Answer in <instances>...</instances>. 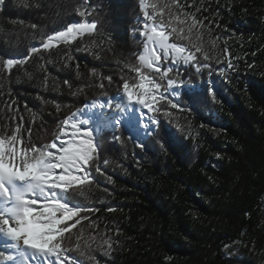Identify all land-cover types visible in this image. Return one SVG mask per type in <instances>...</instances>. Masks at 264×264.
<instances>
[{"label": "trees", "instance_id": "1", "mask_svg": "<svg viewBox=\"0 0 264 264\" xmlns=\"http://www.w3.org/2000/svg\"><path fill=\"white\" fill-rule=\"evenodd\" d=\"M88 3L95 9L87 19L97 22L96 34L70 49L61 45L51 55L42 53V61L28 56L29 47L40 45L42 33L81 22L76 12L81 0H0V61L27 60L11 72L0 71V130L14 128L22 116V134L27 138L31 129L39 146L51 142L57 124L77 108L117 96L122 70L128 75L123 65L134 62L142 48L139 0ZM180 3L211 29L210 34L204 29L203 37L211 59L197 53L210 67L199 75L192 67L180 68V107L171 110V118L160 115L157 132L137 141L121 128V140L109 132L101 142L99 166L105 175L93 167L96 184L87 199L77 198L94 209L81 214L89 218L82 221L85 235L113 240L109 255L94 251L99 264H264V0ZM91 41L99 45L93 50L99 58L84 48ZM65 52L72 56L68 67L61 60ZM41 63L46 71L38 68ZM93 68L111 76L112 83L105 79L103 89L93 86L101 82L90 76ZM78 88L83 91L72 95ZM27 109L36 114L34 123ZM69 256L93 264L77 252Z\"/></svg>", "mask_w": 264, "mask_h": 264}, {"label": "snow or ice", "instance_id": "2", "mask_svg": "<svg viewBox=\"0 0 264 264\" xmlns=\"http://www.w3.org/2000/svg\"><path fill=\"white\" fill-rule=\"evenodd\" d=\"M21 3L24 4V0ZM187 7L191 8L193 4ZM139 9L142 19L138 18L137 22L142 24L139 31L143 38L140 41L142 48L134 53V62L123 65L128 75L122 70L120 78L123 83L116 97L106 101L97 97L77 108L57 124L52 141L39 146L31 139V129H28L27 138L22 134V116L21 123L14 128L5 125L0 130V264H84L83 260L70 257L71 252L99 264L94 251L98 249L106 256L112 251L113 240L106 234L100 235L99 242L97 235H85L82 221L89 218L81 214L94 209L77 200L87 199L96 184L93 167L97 174L105 175L99 166L101 142L109 132L113 140H121L117 135L121 128L129 133V138L135 137L137 141L141 136L157 132L160 115L171 118V110L180 107L177 89L184 84L180 79V68L192 67L199 75L210 65L201 63L197 53L204 61L211 59L203 40L204 29L207 28L209 34L211 29L197 19L195 12L186 11L180 0H139ZM94 11L88 0H81L76 12L82 21L73 22L47 36L42 33L40 45L30 46L28 56H39L44 61L42 53L51 55L61 45L70 49L74 42H83L85 36L95 35L97 22L87 19ZM199 11L197 7L196 12ZM30 27L35 29L37 26ZM218 39H211L213 48ZM98 47L96 41L84 44V48L96 58L99 55L93 50ZM61 60L68 67L71 53L65 52ZM26 62L20 58L2 60L0 71L11 72L14 66H23ZM49 62L52 61H45ZM217 62L222 61L217 58ZM227 66L233 67L231 60ZM38 68L46 71L43 63ZM223 71L225 69L221 68ZM25 75L31 79L30 74ZM77 75H80L79 65ZM90 76L99 77L101 82L93 86L100 89L105 87L103 80L112 83L111 76H101L95 68L90 70ZM47 81L45 76V85ZM64 83L71 88L69 81ZM82 91L78 88L72 95ZM197 95L193 92L190 96L194 104ZM212 95L214 99L215 93ZM56 108L59 111L60 105L57 104ZM27 111L34 123L36 114L31 109ZM15 118L14 113L12 119ZM138 146L144 145L138 143ZM107 180L111 182V176ZM78 225L81 226L79 229ZM89 227L94 229L97 225L89 221ZM73 229L77 231L73 232Z\"/></svg>", "mask_w": 264, "mask_h": 264}, {"label": "rangeland", "instance_id": "3", "mask_svg": "<svg viewBox=\"0 0 264 264\" xmlns=\"http://www.w3.org/2000/svg\"><path fill=\"white\" fill-rule=\"evenodd\" d=\"M53 151H55V150H53Z\"/></svg>", "mask_w": 264, "mask_h": 264}]
</instances>
